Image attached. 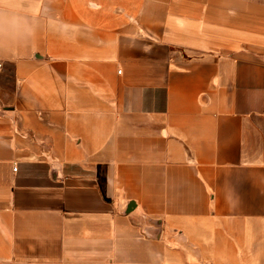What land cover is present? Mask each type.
Returning <instances> with one entry per match:
<instances>
[{"label": "crops", "instance_id": "obj_1", "mask_svg": "<svg viewBox=\"0 0 264 264\" xmlns=\"http://www.w3.org/2000/svg\"><path fill=\"white\" fill-rule=\"evenodd\" d=\"M0 60V264H264V0H0Z\"/></svg>", "mask_w": 264, "mask_h": 264}, {"label": "built area", "instance_id": "obj_2", "mask_svg": "<svg viewBox=\"0 0 264 264\" xmlns=\"http://www.w3.org/2000/svg\"><path fill=\"white\" fill-rule=\"evenodd\" d=\"M0 68H1V60H0ZM13 170H16V166H13Z\"/></svg>", "mask_w": 264, "mask_h": 264}]
</instances>
